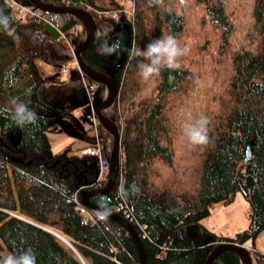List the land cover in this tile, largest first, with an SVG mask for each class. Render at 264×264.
<instances>
[{
	"label": "trees",
	"instance_id": "obj_1",
	"mask_svg": "<svg viewBox=\"0 0 264 264\" xmlns=\"http://www.w3.org/2000/svg\"><path fill=\"white\" fill-rule=\"evenodd\" d=\"M17 1L38 8L29 0ZM41 1L81 6L74 0ZM84 1L99 9L118 6L115 0ZM133 2L129 48L120 66L116 60L125 30L113 36L114 54L102 55L99 49L125 17L90 11L97 35L81 57L116 83L112 103L101 112L116 126L124 157L111 190L92 193L88 200L115 211L113 203L123 198L138 222L132 224L147 264H203L222 241L247 245L251 260L264 264V254L254 245L264 231V0ZM39 10V16L20 21L0 0V16L9 20V29L0 30V110L19 97L40 117L36 125L19 129L0 111V255L30 247L37 264H139L136 242L124 226L110 217L99 220V212L82 202L95 218L83 222L73 200L78 187L93 181L96 157L81 154L82 147L72 143L58 152L51 149L52 126L87 97L78 73L43 75L36 61L61 66L71 60L65 40L77 46L85 26L71 13ZM166 35H174L190 52L180 68L145 82L130 51ZM83 78L94 85L93 102L100 101L105 86ZM201 115L210 120V144L193 148L181 129ZM98 133L103 155L109 157L113 137L100 124ZM79 138L86 145L94 142L87 132ZM248 145L251 157L244 162ZM237 192L250 205L248 226L234 237L219 236L201 219L213 202L228 203ZM240 262L235 251L224 248L210 264Z\"/></svg>",
	"mask_w": 264,
	"mask_h": 264
},
{
	"label": "clouds",
	"instance_id": "obj_2",
	"mask_svg": "<svg viewBox=\"0 0 264 264\" xmlns=\"http://www.w3.org/2000/svg\"><path fill=\"white\" fill-rule=\"evenodd\" d=\"M186 2L187 0H180L181 4ZM149 3L162 5L163 0H149ZM8 29V18L0 16V30L7 31ZM116 51H118V44L109 43L107 40L99 49L102 55H112ZM189 52L190 47L188 45H182L174 35H166L150 40L143 48H133L130 55L138 59L137 67L141 79L149 82L160 77L163 70L180 68L181 58L187 56ZM10 105V107L0 110L8 114L10 126L25 129L38 123L40 117L29 106L27 100L15 97L10 101ZM209 124L210 120L205 115L183 123L181 130L186 143L193 148L207 147L210 144ZM121 195L126 196L127 193L121 190ZM110 214L111 209L105 206L98 213V219L105 221ZM0 264H37V258L34 250L27 247L7 255H0Z\"/></svg>",
	"mask_w": 264,
	"mask_h": 264
},
{
	"label": "water",
	"instance_id": "obj_3",
	"mask_svg": "<svg viewBox=\"0 0 264 264\" xmlns=\"http://www.w3.org/2000/svg\"><path fill=\"white\" fill-rule=\"evenodd\" d=\"M29 2L35 4L41 10H51V11H56V12H68V13H71V14L77 16V17H80L82 22L84 23V26L86 28V32L88 30L87 25L83 21L82 17L86 18L87 23L89 25V31L88 32H90V33L87 32L88 39L85 42L79 43L77 46H75V48L73 50L74 56H75V60H76V63H77L79 70L83 74H85L87 77H89V79L92 80L93 82L103 84L105 86V88L109 91V97L107 100L95 102L96 105L94 107V111L98 117L100 125L112 135L113 144H112V149H111L110 155H109V175H108V179L106 181V184L102 188H94V189H90V190L80 189V198L86 206L96 210L97 212H100L103 210L104 207L89 202L88 196L92 193H107L108 191H110L111 188L113 187V184L115 181L114 177L118 171L117 164H118V160H119L120 135L117 131L116 126L110 120H108L101 112L102 109H104L105 107L109 106L112 103L114 96L116 94V83L108 75L101 73V72H98V71L94 70L93 68H91L88 64H86V62L81 57L82 49L85 48L86 46L90 45L97 35V28L95 25L94 18L92 17V14L88 10H86L82 7L73 6V5H49V4L42 2L41 0H29ZM121 29L125 30L126 38H125V44L123 46V49H122L121 53L119 54V56L116 60V66H120L122 64V62H123V60L126 57L127 52H128L129 41H130L129 23L126 21H120V22L116 23L114 25L113 29L111 30L110 35H109V43H112L114 34L118 30H121ZM250 157H251V150H250V146L248 145L246 148V153H245V156L243 158V161L247 162L250 159ZM92 167L94 168V177H95L96 173H97L96 164L92 165ZM108 217L112 218L113 220H115L116 222H118L119 224L124 226L131 233V235L133 236V238L136 242V245H137L139 264H147L146 259H145L144 249H143L142 243H141V238H140V235L138 234V232L136 231L134 225L131 222H129L127 219H125L122 215H120L119 213H117L113 210H111V214ZM47 230L52 232L53 234H55L58 238H60L66 244L70 245L57 232L52 231L50 229H47ZM224 248H228V249L235 251L239 255L240 261H241V255L244 256L245 257V264H251V257H250L248 248L242 244H238V243L230 242V241H222V242L218 243L209 252V254L207 255L203 264H210L211 261L218 254V252Z\"/></svg>",
	"mask_w": 264,
	"mask_h": 264
},
{
	"label": "built area",
	"instance_id": "obj_4",
	"mask_svg": "<svg viewBox=\"0 0 264 264\" xmlns=\"http://www.w3.org/2000/svg\"><path fill=\"white\" fill-rule=\"evenodd\" d=\"M8 4L11 6L15 16L17 19L20 21L25 20L27 17L32 16V15H40V10L36 7H34L31 4H26V3H21L17 0H6ZM78 5H81L82 8L90 11H94L97 16L99 17H107V18H114L118 19L121 15L125 17L126 20L124 21H129L131 20L132 13H133V5L134 2L133 0H126L127 6L130 8H126L122 3H118V6L115 8H104V9H99L95 8L92 5L88 4L84 0H74ZM80 6V7H81ZM88 39V34L85 32L82 36V40L80 43L85 42ZM68 48V52L72 56V60L69 61L67 64L64 66H61V72H66V71H76L83 79V84H84V89L86 92V97L90 102L91 106V112L86 114V128L90 131V134L94 137V142L93 144L86 145L85 147H82L79 149V152L81 154H89L92 156L96 157V167H97V173L96 176L94 177L93 181L89 183L87 186L84 188L78 187L76 191L73 194V200L77 204L80 213L83 215V222L86 221H95L94 216L92 215L91 211L82 203V200L80 198V189L84 190H90L94 188H102L108 179L109 175V157H104L103 152H102V144L100 143V138H99V133H98V125L99 120L98 117L94 111L95 107V102H93L92 99V89H93V83H89L85 81L83 78V73L79 70L75 57H74V47L73 44L66 38L65 40ZM106 95V92L103 93L102 98L100 101L104 100V97ZM121 123H123V118L120 119ZM123 152L119 150V160L117 164V168H119L121 161L123 160ZM118 177V171L117 174L115 175V179ZM113 208L115 212L120 213L125 219H127L131 223H136L138 222L135 220L133 215L131 214L130 210L127 208L128 205L126 202L123 200V198L118 199L115 203H113ZM139 227L142 229V225H139ZM123 264V263H119ZM129 264H134V263H129Z\"/></svg>",
	"mask_w": 264,
	"mask_h": 264
},
{
	"label": "rangeland",
	"instance_id": "obj_5",
	"mask_svg": "<svg viewBox=\"0 0 264 264\" xmlns=\"http://www.w3.org/2000/svg\"><path fill=\"white\" fill-rule=\"evenodd\" d=\"M115 1L122 3V5L130 9L126 4V0H115ZM83 21L87 25V29H88L87 32H88L89 25L87 21H85L84 19ZM74 29H75L74 30V34H75L78 32L77 31L78 28L76 27ZM42 65L43 66H40L39 70L42 71L41 73L43 75L51 74L56 69V66L44 62L42 63ZM57 68L59 69L60 65ZM43 72L47 74H44ZM69 74H70L69 72L60 71L59 76L66 77ZM105 90L107 91V89ZM108 96H109V91H108V95L107 96L105 95V98L107 99ZM89 112H91V106L89 100L86 98V100L82 104H80L66 117H64L61 120V123L54 124L52 126L53 130L48 132V138L51 147L54 150H56L58 148V143L62 141V138L67 137V134L63 132L64 128L68 130V132L74 134H81L83 131H85V127L87 124L86 114ZM249 211H250V205L248 201L243 197L241 192H237L233 200L228 203L213 202L209 207V214L201 219V223L209 230H211L212 232H214L219 236L234 237L238 231L247 228L249 222ZM64 238L63 239L69 243L68 239L65 236ZM254 245L258 251L264 254V231H261L256 236L254 240ZM244 246L248 248L247 245ZM251 264H255V263L251 260Z\"/></svg>",
	"mask_w": 264,
	"mask_h": 264
},
{
	"label": "crops",
	"instance_id": "obj_6",
	"mask_svg": "<svg viewBox=\"0 0 264 264\" xmlns=\"http://www.w3.org/2000/svg\"><path fill=\"white\" fill-rule=\"evenodd\" d=\"M78 28V30H79V26L78 25H75L74 27H72L71 28V30L70 31H72V32H74V28ZM77 30V31H78ZM69 31V32H70ZM85 32H86V28H85ZM67 53L71 56V54L68 52V48H67ZM71 60H72V56H71ZM71 60H69V61H71ZM68 61V62H69ZM68 62H66L65 64H67ZM42 63H43V61H40V60H38V61H36V65H37V68H38V71L41 73L42 71H40L39 69H40V66H43L42 65ZM65 64H63V65H61V66H64ZM53 66H56V69L54 70V72L55 71H61V66H60V68L58 69L57 67H58V65H53ZM66 72H69L70 74H73V73H77L76 71H66ZM44 73V72H43ZM42 74V73H41ZM44 74H47V73H44ZM69 74V75H70ZM49 75V74H48ZM106 89V88H105ZM106 90H104V92H105ZM63 132H65L66 134H67V137L65 138V137H63L62 138V141L60 142V143H58V148L56 149V150H54L52 147H51V149H52V151L53 152H58V151H60L63 147H65L67 144H70V143H72V145L74 146V147H83V146H85L86 145V141L85 140H83V139H81V138H79V135L80 134H74V133H71V132H68V130H66L65 128H64V130H63ZM83 132H87L88 134H90V131L85 127V131H83ZM64 133V134H65ZM76 140H77V142H76ZM75 144H77V145H75Z\"/></svg>",
	"mask_w": 264,
	"mask_h": 264
},
{
	"label": "bare ground",
	"instance_id": "obj_7",
	"mask_svg": "<svg viewBox=\"0 0 264 264\" xmlns=\"http://www.w3.org/2000/svg\"><path fill=\"white\" fill-rule=\"evenodd\" d=\"M82 19H84L85 21H87L86 20V18L85 17H82ZM108 95V90L106 91V96ZM109 97V96H108ZM108 97H107V99H108ZM105 97H104V100L103 101H105V100H107ZM61 237L63 236V235H60ZM63 238H64V236H63ZM65 239V238H64ZM241 264H245V257L244 256H242L241 255Z\"/></svg>",
	"mask_w": 264,
	"mask_h": 264
}]
</instances>
